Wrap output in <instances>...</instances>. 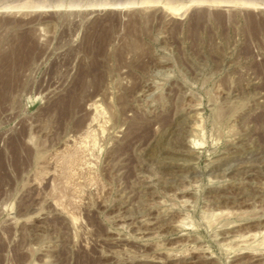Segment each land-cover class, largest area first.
Returning <instances> with one entry per match:
<instances>
[{"label":"rangeland","instance_id":"obj_1","mask_svg":"<svg viewBox=\"0 0 264 264\" xmlns=\"http://www.w3.org/2000/svg\"><path fill=\"white\" fill-rule=\"evenodd\" d=\"M252 233L264 0H0V264H264Z\"/></svg>","mask_w":264,"mask_h":264},{"label":"bare ground","instance_id":"obj_2","mask_svg":"<svg viewBox=\"0 0 264 264\" xmlns=\"http://www.w3.org/2000/svg\"><path fill=\"white\" fill-rule=\"evenodd\" d=\"M29 51H30V50H29ZM82 102H83V101H82ZM95 106H96V105H95ZM72 107H73V106H72ZM96 108H97V107H96ZM98 109H99V108H98ZM96 111H97V110H96ZM198 144H199V143H198ZM227 213H229V212H227ZM214 215H215V213H214ZM219 216H220V215H219ZM260 232H261V231H260ZM249 234H250V233H249ZM245 237H248V235L245 236ZM251 237H252L254 240H258V239H260V241H259V240H258V241L260 242V243H259L260 246H262V248H263V246H264V234H263V233H260V234H257V233H256V234H255V233L253 234V233H252ZM241 238H242V237H241ZM250 239H251V238H250ZM253 239H252V240H253ZM236 240H237V239H236ZM242 240H243V239H242ZM247 243H248V242H247ZM257 243H258V242H257ZM253 246H254V245H253ZM255 246H257V245H255ZM250 247H251V246H250ZM228 248H230V247H228ZM256 248H257V247H256Z\"/></svg>","mask_w":264,"mask_h":264}]
</instances>
